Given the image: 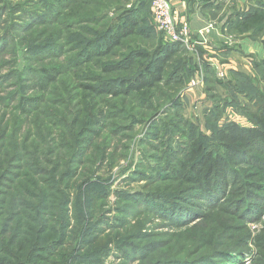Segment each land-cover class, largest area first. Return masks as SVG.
Returning a JSON list of instances; mask_svg holds the SVG:
<instances>
[{
	"label": "rangeland",
	"instance_id": "obj_1",
	"mask_svg": "<svg viewBox=\"0 0 264 264\" xmlns=\"http://www.w3.org/2000/svg\"><path fill=\"white\" fill-rule=\"evenodd\" d=\"M45 1L0 0V37L10 38L2 40L3 49L0 50V120L2 127L16 128L19 138H33L34 135L30 132L35 131V134L44 127L46 132L53 131L55 135L60 131H75L88 141L80 164L74 167L70 178L64 180L66 185L62 188L70 201L66 206L68 234H78L72 249L75 250L77 246L79 248L80 242L85 243L81 250L77 251L76 261L69 264H212L213 258L220 264H264V192L256 196H262L261 198L252 197L245 203L233 206L227 199L228 191L233 189V186H220L211 202L191 198L188 204L192 205L183 206L178 216H174L180 219L174 218L173 222L161 213L154 212L145 203L149 201L148 198L152 199L151 196L174 197L177 193L179 197V191L182 196L188 195L185 190L190 185L176 177V171L187 162L185 153L188 141L182 134L192 130L197 136L203 137L201 140L205 150L220 152L217 147V131L221 126L235 122L240 126L250 127L257 123V108L253 107L252 111L244 106L248 103L249 96L254 93L248 90V86L240 87L230 80L228 76L232 70L224 69L225 77L217 78V71L213 66L215 63L207 62L204 58L205 52L199 51L198 47H202L197 45V70L188 77L184 85L174 83L176 73L172 61L165 69V80L170 76L168 85L158 84L149 91L132 96L134 103L131 99L123 103L122 98L117 100L107 96L93 99L80 88L81 84L97 85L93 81L135 77L148 61L138 60L133 69L112 74H102L95 69L96 62L121 61L128 54V51L115 49L112 56L96 58L79 67H71L84 56L83 53L77 58L79 47L83 46L81 44L94 38L86 35L84 31L99 35L103 24L114 26L115 12L113 9L103 10V7L96 5L83 7L82 0H72L71 3L65 4L66 6L59 7L56 1L50 2L47 7L43 4ZM257 4L264 6V0H251V6ZM74 11L86 12V17L92 20L107 13V19L99 25L77 24L71 17ZM149 12L147 25L151 26L157 38H160L161 34L153 24L151 7ZM69 18L75 23H71ZM246 33H238L239 37L231 36L230 42H239L242 37L249 38L247 35L250 34ZM134 39L133 41L138 42L136 45L142 44L144 50H151L152 40L144 41L138 37ZM199 41L203 40L198 39L194 43L199 44ZM246 43L248 45V42ZM259 43L264 45V40ZM233 46L231 44V47ZM50 48L51 51L39 52L40 56H37L38 50ZM51 52H54V55H49ZM187 52L191 56L195 55L193 52ZM13 54L16 55L15 59L12 58ZM253 57H245L251 59L248 60L251 70L244 68L242 73L252 77L253 84L258 87L261 95L258 97L262 100L257 106H261L264 104V78L253 77V61L260 62L264 57ZM68 62H71L70 67ZM204 63L209 64L214 71L209 79L210 83L204 81ZM218 66L222 67L220 64ZM52 67L58 71L61 69L57 81L47 87L44 93L36 90L34 84L40 74L35 71ZM198 72H201L203 83L200 87L192 89L189 82L195 80ZM238 89L242 92L237 91ZM23 92L25 96L39 99L37 106L29 109L26 115L13 110ZM150 94L154 99L146 105L158 112L156 115L149 110L145 118H138L139 121H133L134 118H131L129 122H125L112 108V104H117L119 108L127 104H130L129 107L133 104L137 106L144 101L138 99L146 100ZM6 97L11 99L6 102ZM60 102L66 103L62 105ZM103 103L109 105L105 106ZM83 107L87 108L83 125L79 129L72 128L74 115H69L65 108L70 111ZM50 109L54 114H63L66 117L64 125L68 126V129L48 126L45 114ZM169 109L171 110L168 111ZM209 110H214L217 121L212 123L207 120ZM111 113L116 117H110ZM174 113H178V117H175ZM179 118L186 124H176L180 130L171 128L172 132L168 134L164 133L162 122L153 125L159 119L164 123H178ZM146 119L151 120L145 121ZM128 126L131 127V132L126 131ZM63 155V152L56 151L49 159L52 157L53 163H59L55 158ZM26 163V160H23V163L14 164L12 171L10 170L11 174L1 181L2 192L14 188L16 177L13 175H22L18 181L25 184V178L30 174ZM19 165L21 170L17 168ZM47 169L55 174V178L65 171V168L53 164ZM246 169L238 168L239 171ZM166 170L168 172H164ZM169 178L171 179L168 180ZM29 202L27 200V203ZM6 208L7 206L4 207L5 210ZM77 208L81 209L82 214L79 224H76ZM59 252L60 250L56 251L54 255ZM219 253L227 254L225 257H213ZM60 254V260L68 255L67 252ZM50 258L53 261L57 259L53 255ZM37 264L43 263L37 261Z\"/></svg>",
	"mask_w": 264,
	"mask_h": 264
},
{
	"label": "trees",
	"instance_id": "obj_2",
	"mask_svg": "<svg viewBox=\"0 0 264 264\" xmlns=\"http://www.w3.org/2000/svg\"><path fill=\"white\" fill-rule=\"evenodd\" d=\"M54 1L58 3V7L72 2V0H46L43 4L49 7L50 2ZM150 3L151 0H122L121 2L118 0H82L81 5L83 7L96 5L103 7V10L113 9L115 12V18L113 19L115 25L109 27L110 24H103L99 35H91L89 32L84 31L86 35L94 36V38L85 40L81 44L83 46L79 47L80 51L77 58H80L83 53L84 56L73 63L71 67H79L82 64L96 60V58L101 59L112 56L116 51L115 49L128 51V54L121 61L112 63L96 62L95 69L102 74H112L133 69L138 60L146 59L148 61L135 77L93 81L97 85L81 84L80 88L87 92L91 98L99 99L107 96L117 100L122 98L124 99L123 103L127 99H131L134 103L135 99L132 96L149 91L158 84L168 85L170 76L169 79L165 80V69L172 61H174V72L176 73L174 83L178 85H184L193 75V72L197 70L194 56H191L179 43L166 40L161 32L160 38H157L152 27L147 25ZM106 15L107 13L102 14L99 18L92 20L86 17V12L74 11L71 17L77 24L99 25L100 22L107 19ZM69 20L71 23H75L71 21V18ZM235 26L238 33L247 32L253 39L262 38L264 36V6L257 4L249 7V10L237 18ZM135 37L144 41L152 40L151 50H144L142 44L140 46L136 45L135 43L138 42L133 41ZM4 39L10 40L9 37H0V50L3 49L1 43ZM51 50L52 48L38 50L37 56H40L39 52L43 53ZM198 50L202 49L198 47ZM49 55H54V52L49 53ZM15 56L13 54L12 58L15 59ZM253 62V77L258 76L263 79L264 59L260 62L256 60ZM70 64L71 62H68L69 67ZM203 67L204 81L210 83L209 79L214 71L207 63H204ZM59 71L55 67L35 71L40 74L34 84L35 89L44 93L47 87L57 81ZM228 77L231 78L232 82L234 81V84L240 85V87L248 86V90L254 93L253 96H249V101L244 106L247 109H252V111L253 107L257 108L258 121L250 127H243L235 122H229L221 126L217 131V147L220 152L215 153L211 150H205L201 135L197 136L192 130L184 134L179 131L188 141L185 153L187 162L176 171V177L190 185L185 190L188 195H185L186 197L182 196V192L179 191V197L176 195L177 193L174 197L169 194H166L169 196H151V200L148 198L150 196H147L149 201L145 202L154 212L161 213L163 217L170 219L172 222L174 216L176 214L178 216L183 206L192 205L191 203L188 204L191 198L211 202L218 193L220 186H233V189H230L227 194V199L233 206L245 203L252 197L260 196V193L264 192V104L257 106L262 98L258 97V95H261L259 89H257L258 87L253 84L252 77H248L239 71H230ZM89 79L91 78L89 77ZM175 90L178 89L175 88ZM237 91L242 92L239 89ZM9 99L11 97H6V102ZM151 99H154L152 94L146 100L145 98L138 99L144 101L137 106L133 104L129 107L130 104H127L123 108H119L117 104H112V108L115 109L114 112H118L122 121L129 122L131 118H134L133 121H139L138 118H145L149 110L154 115L158 113L147 107L146 104ZM38 102L37 97L25 96L23 92L13 110H16L18 114L26 115L29 109L37 106ZM60 103L65 105L66 102ZM103 105L107 106L109 104L103 103ZM76 109L68 111L65 108L69 115H74L71 127L79 129L87 115V108ZM214 110L207 111L206 116L207 120L212 123L217 121ZM173 115L178 117V113ZM109 116L116 117L113 113ZM45 117L48 119V126L69 128L64 125L66 117L63 114L56 115L50 109L46 112ZM99 120H101V117H99ZM148 120L151 119L145 121ZM157 122L158 125L159 122H162L166 134L172 132L171 128L180 130L178 125H181V123L186 124L182 122L181 118L178 119V123H164L163 120L159 119L153 125ZM126 128V131H132L130 126ZM17 132L16 128L2 127V121L0 120V264H37V261H41L43 264H69L75 262L78 256L77 251H80L85 243L80 242L79 245L81 244V246L79 248L77 246L75 250L72 249V244L78 234L72 236L68 234L66 206L70 201L62 188L66 185L64 180L70 178L74 167L80 164L88 141L71 130L62 133L60 131L55 135L53 131L46 132L43 127L35 134V131L30 132L34 135L30 139L26 137L19 138ZM170 140L171 138H169V142ZM56 151L64 154L63 157L55 158L59 163H53L52 157L49 159V156L55 154ZM23 160H26L27 169L30 170L29 175L24 174L26 176L25 184L18 181L22 175H13L16 177V182L13 183L14 188L9 189L8 192H2L1 181L6 180L7 176L11 174L10 170L13 169L15 163H23ZM51 164L54 166L59 165L60 168H65V171L61 173V176L55 178V174L53 175L47 169ZM17 168L18 170L22 169H19L20 165ZM238 168L247 169L239 171ZM153 181L155 182L156 179H153ZM194 191L198 193H193ZM27 200L30 202L27 203ZM262 202H264V199H262ZM5 206H7L6 210L4 209ZM75 212L77 214L76 224H79L82 217L81 209L77 208ZM176 219H180V217H176ZM58 250L60 252L54 255ZM62 252H67L68 255L60 260L62 256L60 253ZM226 254L219 253L218 256L213 257H225ZM51 255L57 259L55 261L51 260ZM226 259L228 258L226 257ZM211 261L212 264H220L214 258Z\"/></svg>",
	"mask_w": 264,
	"mask_h": 264
},
{
	"label": "crops",
	"instance_id": "obj_3",
	"mask_svg": "<svg viewBox=\"0 0 264 264\" xmlns=\"http://www.w3.org/2000/svg\"><path fill=\"white\" fill-rule=\"evenodd\" d=\"M168 2L174 18L189 24L191 38L194 41L200 39L196 33L207 24L213 23L216 27L207 36L205 44L200 45L207 62L220 64L226 70L242 72L244 68L251 70L248 61L251 59L245 58L246 56L264 57V45L259 43L264 40V36L253 39L247 35L249 38L242 37L239 38V42L236 41L237 43L234 40L230 42L231 36L239 37L236 21L241 12L245 13L251 6V0H168ZM231 44L237 45L231 47Z\"/></svg>",
	"mask_w": 264,
	"mask_h": 264
},
{
	"label": "built area",
	"instance_id": "obj_4",
	"mask_svg": "<svg viewBox=\"0 0 264 264\" xmlns=\"http://www.w3.org/2000/svg\"><path fill=\"white\" fill-rule=\"evenodd\" d=\"M152 20L155 28L161 32L164 38L173 43H179L187 51L195 53V58L198 59V53L195 49L197 45L205 44L206 37L214 29V25L209 23L203 29L199 30L196 34L202 39L199 44H195L192 39H190V27L186 21H177L174 18L172 8L168 0H151L150 3ZM217 71V78L223 79L226 75L225 68L218 66V64L213 65ZM201 71V67L199 68ZM201 72L195 78L189 82V87L194 89L202 85L203 79H201Z\"/></svg>",
	"mask_w": 264,
	"mask_h": 264
}]
</instances>
